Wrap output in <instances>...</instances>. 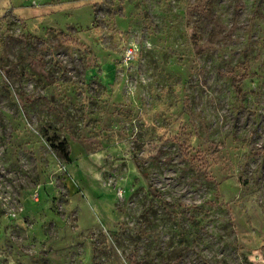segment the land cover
Here are the masks:
<instances>
[{
    "label": "rangeland",
    "instance_id": "rangeland-1",
    "mask_svg": "<svg viewBox=\"0 0 264 264\" xmlns=\"http://www.w3.org/2000/svg\"><path fill=\"white\" fill-rule=\"evenodd\" d=\"M0 264H264V0H0Z\"/></svg>",
    "mask_w": 264,
    "mask_h": 264
},
{
    "label": "trees",
    "instance_id": "trees-1",
    "mask_svg": "<svg viewBox=\"0 0 264 264\" xmlns=\"http://www.w3.org/2000/svg\"><path fill=\"white\" fill-rule=\"evenodd\" d=\"M236 84H238V82L236 81ZM62 152H63V155L65 156V158L67 159L68 158V150L66 147H62Z\"/></svg>",
    "mask_w": 264,
    "mask_h": 264
}]
</instances>
